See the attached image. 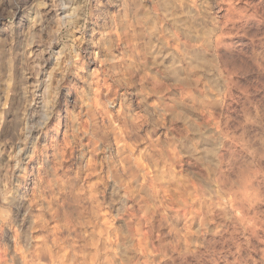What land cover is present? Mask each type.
<instances>
[{
	"label": "clouds",
	"instance_id": "obj_1",
	"mask_svg": "<svg viewBox=\"0 0 264 264\" xmlns=\"http://www.w3.org/2000/svg\"><path fill=\"white\" fill-rule=\"evenodd\" d=\"M0 264H264V0H0Z\"/></svg>",
	"mask_w": 264,
	"mask_h": 264
}]
</instances>
